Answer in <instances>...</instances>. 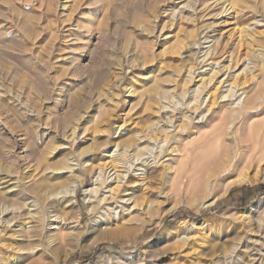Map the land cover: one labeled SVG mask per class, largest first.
I'll return each instance as SVG.
<instances>
[{"label": "rangeland", "instance_id": "374dc122", "mask_svg": "<svg viewBox=\"0 0 264 264\" xmlns=\"http://www.w3.org/2000/svg\"><path fill=\"white\" fill-rule=\"evenodd\" d=\"M187 2L0 0V189L32 185L36 162L48 157L59 163L66 151L77 156L83 168H77L74 207L63 213L64 226L50 227L51 210L41 214L47 225L42 239L46 253L32 259L0 253V264H264V71L247 43L245 27L254 18L250 13L223 15L221 5L209 0V9L198 20L184 9ZM196 25L206 29L201 38L207 32L214 40L187 50L189 32ZM261 31L263 27L254 33L263 46ZM211 46L220 50L219 61L230 52L253 60L258 81L245 86L250 96L260 93L262 99L247 120L235 125H229V118L205 123L208 103L196 113L191 109L195 103L187 106L191 97L174 104L177 119L189 110L187 115L195 120L186 123V131L177 121L181 133L173 135L165 149L187 147L195 157L174 158L169 169L150 158L145 182L134 194L142 208L137 221L120 232L93 227L87 190L94 178L86 172L87 154L81 151L95 140H108L111 145L103 150L113 153L112 144L120 143L129 130L141 133L160 116L165 118L167 110L157 113V94L173 88L177 94L194 91L212 68L201 60ZM241 64L227 74L241 72ZM224 65L227 61L220 67ZM190 68L197 71L191 80ZM227 76L219 75V81ZM229 103L224 100V109L233 111ZM238 131L244 140L240 146L230 136ZM222 147L230 149L233 163L235 155L243 160L232 167L223 164L217 157ZM142 173H134L128 188L139 184ZM14 202L7 204L11 210L3 217L23 226L26 208ZM50 231L58 233L54 245L47 237Z\"/></svg>", "mask_w": 264, "mask_h": 264}, {"label": "bare ground", "instance_id": "6f19581e", "mask_svg": "<svg viewBox=\"0 0 264 264\" xmlns=\"http://www.w3.org/2000/svg\"><path fill=\"white\" fill-rule=\"evenodd\" d=\"M187 1V4H185L183 7L184 9L189 8L192 10L190 12L194 14V19H198L199 14L202 15V13L209 9V0ZM216 1L218 5H221V14L223 15L231 12L234 13L235 16L242 14L245 17V14L250 13L254 18L252 23H250V21V24H246L245 26L248 32L246 30L244 31H246V34L248 33L246 36L248 40L247 43L250 44L251 48L253 49V56L257 62L260 63V68L262 71H264V45L262 46V44H259L262 38L258 37L259 35L254 33V31H257L258 28H264V26H262V23H264V8H262V6H264V0H254L252 3L249 1L245 2L244 0ZM192 2H194L193 5ZM67 6L68 2L64 4V7L67 8ZM68 15L69 14H67V16ZM192 29L193 30L189 32L190 34L188 37L192 41L186 43L185 45L187 50H192L196 46L210 44L213 42L214 39L210 40V33L208 35L206 32V34L201 38V36L206 31L203 26L197 27L196 25ZM261 33V36H264V31H261ZM201 41L203 42L201 43ZM215 44L218 45L219 43L215 40ZM207 48L208 49L204 53V56H202L203 59L201 60L204 64L205 62L207 63L209 61L210 64L208 65L212 66V68L206 75L208 77L204 76L205 78H201L200 84H197V87L194 91L183 90L181 93L177 94L176 89L173 88L172 90H165L167 92H159L157 94V98L160 100V106L157 110V113L161 114L167 110L165 112L167 113V117L165 116V118H167L166 120L164 117L160 116L156 122H153L148 127L147 131L143 130L144 132H141V130H139L141 133L138 131L132 132L129 130L128 133H126L129 135L122 139L120 143L117 142L112 144L116 148L113 153L103 150L106 145H111L108 140L103 143L95 140L89 148L81 151L82 153L79 151V153L76 152L78 154H87L84 155L86 156L85 159L87 160L84 162V164H87L85 169L86 172L92 175L94 178V186L92 189L87 190L88 203L90 204L88 208L90 212L95 214V217L92 220L93 227L98 225L96 228L99 230H106L108 228L114 227V232H120L123 229H127L137 218H139L142 208H140L137 201L135 200L134 194L136 189L142 188V184L145 182L146 176L149 172L148 167L150 158H154L153 163L169 169L171 166V160L175 161L174 158L178 157L180 160H188L195 157L193 150H190L187 147H185L183 150L171 149V151H169L168 149H170V147L165 149V147L169 146L171 137H173V135L175 137V135L180 132V129L178 130L179 125L177 124V121L183 122V124H185L186 131V123H191L195 120L193 117H191V115H187L189 110L186 112L181 111L183 115H181L180 119H177L178 117L175 115V109H177V106L175 108L174 104L179 105L187 97H191L187 106L190 107L191 104L195 103V106L191 109H194V112L196 113L202 108L203 104L208 103L205 106L206 114L203 115V118L207 117L205 123H209L218 118H220V121L222 122L229 118L231 120L229 125H235L239 121H245V119L249 116L248 113L252 109H255L258 101L262 99L260 93L250 96L251 92H249V87L245 86L249 81H258L257 75L256 78L253 76L257 67H255V64L252 63L253 60L250 57H248L246 60H242V58L237 55L238 53L234 54V52H230V54L224 58V56L227 55V52L225 51L223 55L224 59L219 61L217 59L219 58L220 50L217 51V47L215 48V46L214 48L213 46ZM225 61H227L228 66L224 65L220 67V65ZM240 62L242 64L239 69L243 67L241 72L237 70L234 73H231L232 76L227 74L228 71L231 72L232 69H236ZM193 70L194 69L190 68L187 71V78L190 80L191 76L193 77V74H195L196 71ZM219 75L220 77L224 75L225 77L227 75L228 76L226 80L223 79L219 81ZM243 76L244 78L242 79ZM262 77L264 78V76ZM227 83H230L228 84V90L225 89L226 91L222 92V88ZM250 85L252 84L250 83ZM258 88H260V85ZM217 92H221V94L216 96ZM239 92L242 93L235 100L231 101V99H233V97H235ZM201 95L206 97V100L203 101L204 97H201ZM225 99H229V102H231L229 104L233 106V111L224 109L226 107L223 105ZM170 109L172 110V113L171 111L169 113L168 110ZM175 123L177 124V128ZM123 127L124 126H121L118 129H122ZM95 130L97 129H94V131ZM197 136L198 135H196V139ZM230 136L233 137L232 143L234 145L240 146L241 144H244V140L240 131L235 133L232 132L230 133ZM105 149H107V147ZM157 151L159 152L157 153ZM66 152L64 153L66 155L63 161H60L59 163L50 161L48 157L38 160L36 162L37 165L34 166L32 170V173H34V181L32 185H23L20 187L21 185H10L9 183L11 187L9 186L10 188H8L7 191L6 189H0V206H2V210L0 209V227H4V231L0 230V253L8 254L11 252L25 259H32L39 253L45 254L47 249L43 244L42 239L45 237L44 231L47 225L45 226L46 221L43 220L41 214L46 210H51V218L53 220L50 222V227H63V224L66 223L63 213L66 212L67 209L69 210L74 207L72 197L74 196L75 190L77 188V179L80 177V175L77 174V168L81 167L80 169L83 170L80 162L81 160L78 161L77 156ZM104 153H107L108 156H103ZM238 156L239 155H235L233 157L237 163L243 160V157L238 159ZM80 157L82 156L80 155ZM217 157L223 159L221 160L223 164L227 162L229 164H233L231 167L234 166V164H237L236 162L233 163L231 161L230 149L228 147H222V150L218 153ZM166 158L167 160L164 161ZM140 161L142 162L138 164ZM75 162L76 164H74ZM137 166H139L138 170H136ZM136 171L143 172V178L141 177L142 179L138 181L139 184L137 186L128 188V180L133 177ZM11 181L12 179L10 182ZM242 182H245V179ZM11 201L21 202L23 208H26L27 213L24 216H27L28 221H25L23 226L13 224L16 221L15 218L6 219L3 217L10 212V205L7 206V204H9ZM13 212H11V214ZM42 224V229L39 230L38 228H40ZM57 227L53 229H57ZM93 227L91 229L95 230L96 228ZM77 234L80 235L82 233L78 231ZM48 235L49 236L47 237L50 239V244L54 245V242L58 240V233L50 231ZM62 237L64 238L65 236L62 235ZM35 241L37 244H34ZM54 247L55 246H53V248Z\"/></svg>", "mask_w": 264, "mask_h": 264}, {"label": "trees", "instance_id": "16d2710c", "mask_svg": "<svg viewBox=\"0 0 264 264\" xmlns=\"http://www.w3.org/2000/svg\"><path fill=\"white\" fill-rule=\"evenodd\" d=\"M262 188V187H261Z\"/></svg>", "mask_w": 264, "mask_h": 264}]
</instances>
